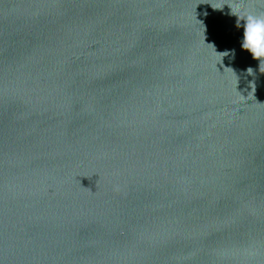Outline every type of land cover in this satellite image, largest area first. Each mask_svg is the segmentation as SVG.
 Masks as SVG:
<instances>
[{
  "label": "water",
  "instance_id": "95a60500",
  "mask_svg": "<svg viewBox=\"0 0 264 264\" xmlns=\"http://www.w3.org/2000/svg\"><path fill=\"white\" fill-rule=\"evenodd\" d=\"M245 12L264 0H0V264H264Z\"/></svg>",
  "mask_w": 264,
  "mask_h": 264
},
{
  "label": "clouds",
  "instance_id": "9594fccd",
  "mask_svg": "<svg viewBox=\"0 0 264 264\" xmlns=\"http://www.w3.org/2000/svg\"><path fill=\"white\" fill-rule=\"evenodd\" d=\"M235 15L238 17L237 28L243 27V49L249 51L252 57L259 60L261 64L264 63V13L245 12L242 16ZM241 21H243V25H241ZM226 55H228L227 52ZM232 55L234 57V50Z\"/></svg>",
  "mask_w": 264,
  "mask_h": 264
}]
</instances>
